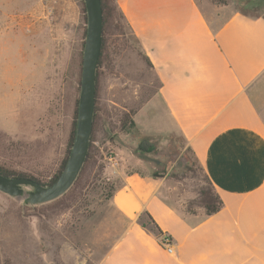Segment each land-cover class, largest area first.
Listing matches in <instances>:
<instances>
[{
	"label": "rangeland",
	"instance_id": "374dc122",
	"mask_svg": "<svg viewBox=\"0 0 264 264\" xmlns=\"http://www.w3.org/2000/svg\"><path fill=\"white\" fill-rule=\"evenodd\" d=\"M206 1L215 9L227 6L228 12L247 7L264 14V0ZM107 6L111 14L105 23L92 127L95 155L75 185L53 201L30 205L26 194L12 198L0 192V264H96L124 226L110 197L121 175L129 172L165 176L173 191L187 198L185 209L200 207L204 173L177 133L150 139L149 152L136 150L143 136L124 122L125 115L132 119L157 83L115 0H107ZM84 9L83 0H0L4 169L44 183L58 174L78 105Z\"/></svg>",
	"mask_w": 264,
	"mask_h": 264
},
{
	"label": "crops",
	"instance_id": "0c3cea01",
	"mask_svg": "<svg viewBox=\"0 0 264 264\" xmlns=\"http://www.w3.org/2000/svg\"><path fill=\"white\" fill-rule=\"evenodd\" d=\"M115 2L157 83L134 126L151 140L177 133L222 208L185 209L165 176L123 174L110 202L124 226L96 264H264V14L206 0ZM145 215L159 234L141 226Z\"/></svg>",
	"mask_w": 264,
	"mask_h": 264
},
{
	"label": "water",
	"instance_id": "95a60500",
	"mask_svg": "<svg viewBox=\"0 0 264 264\" xmlns=\"http://www.w3.org/2000/svg\"><path fill=\"white\" fill-rule=\"evenodd\" d=\"M86 13V34L81 62L80 91L76 126L70 153L56 180L43 186L28 177H7L0 174V192L12 198L26 194L30 205L44 204L62 196L76 180L87 156L95 111V78L101 53L103 16L100 0H83ZM23 187H30L25 193Z\"/></svg>",
	"mask_w": 264,
	"mask_h": 264
},
{
	"label": "trees",
	"instance_id": "16d2710c",
	"mask_svg": "<svg viewBox=\"0 0 264 264\" xmlns=\"http://www.w3.org/2000/svg\"><path fill=\"white\" fill-rule=\"evenodd\" d=\"M212 1L217 2L219 4L220 3H222V4L224 3V0H212ZM100 2H101V6H102V16H103V34H102V41H101V53H100V57H99V60H98V66H97L96 78H95V104H96L97 71H98V68H99V65H100V62H101V55H102V51H103L104 35H105V23H106L108 17L110 16V14H111L109 12V8L107 6V0H100ZM251 10H252L251 8H247L246 7V8H242L241 12L244 15H248L250 17L260 16V15H254L251 12ZM84 11H85V9H84ZM96 111H97V109H96V105H95V111H94V115H93V125H94L95 118H96ZM76 115H77V108H75L72 130H71V133H70V136H69V139H68V144H67L65 156L62 159V162L60 164V167H59V170H58V174L53 176V178L50 181H48L47 183H44V182H41L37 178H34L32 176H28V175H25V174H16L13 171H10L8 169H4L1 166H0V174L4 175V176H7V177H28V178H31V179L37 181L38 183H40L43 186H48V185L52 184L56 180L58 175L60 174V172H61L62 168L64 167V164H65V162L67 160V157H68V155L70 153V149H71L73 138H74V132H75ZM124 122H128L130 128L134 127V123H133V120L131 119L130 115H129V117L127 115H125ZM149 140H150L149 138L143 137L139 141V144H138V147H137L136 150L138 152H142V153L151 151L153 146L149 143ZM92 143H93V140H92V132H91L90 142H89V147H88V151H87V156H86L85 162H84V164H83V166H82V168H81V170H80V172H79V174L77 176V179L73 183V185H75V183L80 179L81 174L83 173L86 165L90 162V159L92 158V155H95L93 153L94 151H93ZM188 151H190V150L188 149ZM191 154H192V152H191ZM192 156H193V154H192ZM193 158H194V156H193ZM194 160L196 161L195 158H194ZM196 163H197V161H196ZM200 169H201V167H200ZM201 171H202V169H201ZM204 177H205L206 187L200 189V191H199L198 204H199V206L201 208L204 209V211H205V213L207 215H210V214H213V213L219 211L222 208V202H221L218 194L215 192L214 188L212 187V185H211L210 181L208 180V178L205 175H204ZM145 216L147 218L146 222H142L141 226L144 227V228H147L151 232L159 234L160 231H159L158 227L156 226V224L152 221V219L148 215H145Z\"/></svg>",
	"mask_w": 264,
	"mask_h": 264
},
{
	"label": "built area",
	"instance_id": "2783aa9c",
	"mask_svg": "<svg viewBox=\"0 0 264 264\" xmlns=\"http://www.w3.org/2000/svg\"><path fill=\"white\" fill-rule=\"evenodd\" d=\"M160 244L164 247L167 253H172L171 239L168 235H161Z\"/></svg>",
	"mask_w": 264,
	"mask_h": 264
}]
</instances>
